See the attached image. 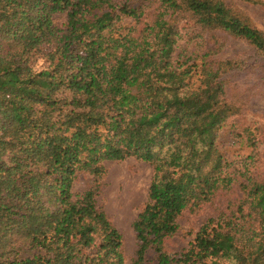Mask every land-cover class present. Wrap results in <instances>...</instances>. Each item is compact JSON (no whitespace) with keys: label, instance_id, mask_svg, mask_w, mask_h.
Instances as JSON below:
<instances>
[{"label":"trees","instance_id":"16d2710c","mask_svg":"<svg viewBox=\"0 0 264 264\" xmlns=\"http://www.w3.org/2000/svg\"><path fill=\"white\" fill-rule=\"evenodd\" d=\"M128 1L0 0V264H125L95 197L102 163L130 157L153 168L131 264H264V180L241 182L235 217L208 220L185 251L163 247L185 209L235 182L215 140L234 109L222 67H237L177 45L166 15L206 18L263 57L264 32L222 0H156L137 29L146 6ZM79 173L93 185L74 193Z\"/></svg>","mask_w":264,"mask_h":264},{"label":"rangeland","instance_id":"374dc122","mask_svg":"<svg viewBox=\"0 0 264 264\" xmlns=\"http://www.w3.org/2000/svg\"><path fill=\"white\" fill-rule=\"evenodd\" d=\"M222 1L230 13L264 32V0ZM128 3L131 6L140 3L146 6V20L137 29L164 10L156 0H132ZM63 19L64 16L56 17L55 24L60 26ZM166 20L170 22L164 35L170 34L171 37L176 34L177 45H185L191 40L192 49L199 50L200 46L202 51L210 50L208 58L212 63L215 62L214 66L226 61L237 66L236 69L222 67L226 70L223 74L227 81L226 102L234 109L216 131L215 140L217 149L227 163L224 173L231 175L235 182L230 188L219 189L214 194L207 192L181 213L177 219V231L163 245L167 253L177 254L188 248L198 230L211 218L221 214L235 217L231 212L244 202L241 182L264 180V57L243 39L220 29L202 28L201 24L207 21L206 18L178 12L166 15ZM200 62L197 60V64ZM184 132L193 137L197 129L190 123ZM102 167L104 173L96 181V205L120 234V252L124 263L131 264L137 249L132 223L147 201L153 168L149 163L133 157L103 162ZM91 185L92 176L79 173L73 183V192L80 193ZM244 209L247 211V207ZM89 244L92 247L85 242L84 253L95 250L92 243Z\"/></svg>","mask_w":264,"mask_h":264}]
</instances>
